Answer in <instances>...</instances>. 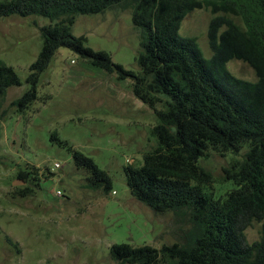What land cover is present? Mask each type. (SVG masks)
Masks as SVG:
<instances>
[{
	"label": "trees",
	"instance_id": "1",
	"mask_svg": "<svg viewBox=\"0 0 264 264\" xmlns=\"http://www.w3.org/2000/svg\"><path fill=\"white\" fill-rule=\"evenodd\" d=\"M131 9L139 30L138 71L114 64L109 54L85 46L71 33L78 16L115 7ZM206 9L211 57L205 59L193 38L180 36L183 17ZM36 16L49 21L39 29L42 46L29 67V89L12 105L25 109L36 100L39 76L59 48L73 52L93 67L130 79L133 95L153 110L156 146L139 167L123 168L130 195L156 214L187 216L191 224L181 244L133 247L115 244L111 260L119 264H264V223L259 241L249 244L245 231L264 220V0H3L0 19ZM240 61L256 81L233 76L228 62ZM14 70L0 62V100L20 86ZM210 153L234 155L223 180L235 188L214 198L212 175L197 161ZM243 157L237 159L239 155ZM77 170L90 190H111V179L93 161L72 150ZM27 169V168H26ZM35 182L37 169L18 172ZM27 192L25 189L21 194Z\"/></svg>",
	"mask_w": 264,
	"mask_h": 264
},
{
	"label": "rangeland",
	"instance_id": "2",
	"mask_svg": "<svg viewBox=\"0 0 264 264\" xmlns=\"http://www.w3.org/2000/svg\"><path fill=\"white\" fill-rule=\"evenodd\" d=\"M130 13L120 6L78 16L71 33L84 36L93 51L109 54L114 64L137 72L139 30ZM211 18L209 10L191 11L178 33L193 38L205 59L211 57ZM48 24L36 16L0 19V62L21 83L0 100V264H119L109 254L115 244L159 249L183 243L191 227L188 217L152 212L125 184L123 168L142 164V156L156 146L152 128L158 124L153 110L133 95L129 78L120 80L59 48L38 78L36 100L23 110L12 105L29 89V67L42 46L39 29ZM226 68L238 79L256 81L253 70L240 61ZM72 150L107 173L108 193L86 187V174L75 168ZM233 157L210 153L197 161L214 179L207 190L214 198L235 188L222 179ZM33 168L40 175L37 182L17 179L18 172ZM263 223L246 229L249 244L259 241Z\"/></svg>",
	"mask_w": 264,
	"mask_h": 264
},
{
	"label": "built area",
	"instance_id": "3",
	"mask_svg": "<svg viewBox=\"0 0 264 264\" xmlns=\"http://www.w3.org/2000/svg\"><path fill=\"white\" fill-rule=\"evenodd\" d=\"M55 168H59V166L58 165H55ZM56 195L57 196H61V192L60 191H56Z\"/></svg>",
	"mask_w": 264,
	"mask_h": 264
}]
</instances>
